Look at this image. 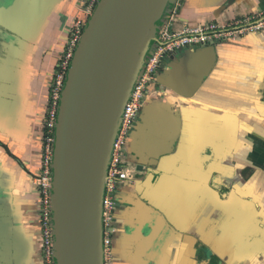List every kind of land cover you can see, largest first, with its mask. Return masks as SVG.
<instances>
[{
  "label": "crops",
  "instance_id": "0c3cea01",
  "mask_svg": "<svg viewBox=\"0 0 264 264\" xmlns=\"http://www.w3.org/2000/svg\"><path fill=\"white\" fill-rule=\"evenodd\" d=\"M177 2L141 70L164 27L212 37L247 19L264 23V0ZM96 7L0 0V264H44L36 185L44 113ZM156 78L124 143L105 264H264V24L171 53Z\"/></svg>",
  "mask_w": 264,
  "mask_h": 264
},
{
  "label": "water",
  "instance_id": "95a60500",
  "mask_svg": "<svg viewBox=\"0 0 264 264\" xmlns=\"http://www.w3.org/2000/svg\"><path fill=\"white\" fill-rule=\"evenodd\" d=\"M170 0H101L62 95L54 153L58 264H105L106 183L114 144Z\"/></svg>",
  "mask_w": 264,
  "mask_h": 264
},
{
  "label": "built area",
  "instance_id": "2783aa9c",
  "mask_svg": "<svg viewBox=\"0 0 264 264\" xmlns=\"http://www.w3.org/2000/svg\"><path fill=\"white\" fill-rule=\"evenodd\" d=\"M100 1L101 0H92V5L97 6ZM182 4L183 0H178L177 7H181ZM248 22H250V20H244L237 25L231 26L227 31L215 34L212 37L206 35L203 29L194 31L186 30L180 33L173 31L170 26H167L161 30L159 38L161 43L157 50L150 55V59H148V62L145 63L143 69L140 71L130 99L125 107L120 131L114 144L106 183L105 225L107 218L106 212L109 211L113 205L111 195L115 192L116 181L126 179L122 170L124 143L130 135L139 112L148 98L150 86L157 80L156 72L162 61L169 57L171 53H177L183 49L194 50L215 43L218 40L234 39L236 34H243L248 31L256 30L264 24L252 27L245 25ZM80 35L81 33H78V35L75 36L73 39L74 44L80 43ZM68 58V62L64 65L62 72L56 76L54 83L50 87L48 107L44 113L47 133L41 141L39 150L41 170L36 177V185L40 196V239L44 264H58L54 211V153L61 100L68 73L71 68L69 61H72L74 57L70 55ZM108 237L109 233L105 230V251L110 244Z\"/></svg>",
  "mask_w": 264,
  "mask_h": 264
},
{
  "label": "rangeland",
  "instance_id": "374dc122",
  "mask_svg": "<svg viewBox=\"0 0 264 264\" xmlns=\"http://www.w3.org/2000/svg\"><path fill=\"white\" fill-rule=\"evenodd\" d=\"M146 58V57H145Z\"/></svg>",
  "mask_w": 264,
  "mask_h": 264
}]
</instances>
